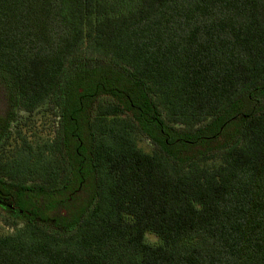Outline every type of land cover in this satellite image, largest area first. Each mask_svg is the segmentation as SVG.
I'll use <instances>...</instances> for the list:
<instances>
[{
  "label": "trees",
  "instance_id": "obj_1",
  "mask_svg": "<svg viewBox=\"0 0 264 264\" xmlns=\"http://www.w3.org/2000/svg\"><path fill=\"white\" fill-rule=\"evenodd\" d=\"M0 104V264H264V0H0Z\"/></svg>",
  "mask_w": 264,
  "mask_h": 264
},
{
  "label": "rangeland",
  "instance_id": "obj_2",
  "mask_svg": "<svg viewBox=\"0 0 264 264\" xmlns=\"http://www.w3.org/2000/svg\"><path fill=\"white\" fill-rule=\"evenodd\" d=\"M55 117L54 109L46 110L45 108H39L32 114L23 111L18 119L19 128L21 129L20 139H22V137H27L29 141L34 142L51 138L55 134L57 128V119ZM17 131L19 133V130ZM139 145L147 152H151L153 149L152 143L145 138L139 141ZM13 149L14 147L10 145L7 148V153L12 154L14 151ZM12 230L13 229L4 222L3 215L0 213V231L11 232ZM149 240L153 243L159 241L158 237L155 235H149Z\"/></svg>",
  "mask_w": 264,
  "mask_h": 264
},
{
  "label": "flooded vegetation",
  "instance_id": "obj_3",
  "mask_svg": "<svg viewBox=\"0 0 264 264\" xmlns=\"http://www.w3.org/2000/svg\"><path fill=\"white\" fill-rule=\"evenodd\" d=\"M24 111V110H23ZM23 111H21L20 112V114L23 112ZM5 106L4 105H2V104H0V115L1 114H5ZM25 112H28V111H25ZM28 113H30V112H28ZM20 114H19V116L16 118V120H13L12 122H11V124H10V131L12 132V138L10 139V144H8L7 145V148L10 146V145H12L13 147L15 146L14 144H15V139H20V133H21V129L19 128V117H20ZM30 114H32V113H30ZM16 124V125H15ZM57 126H58V121H57ZM15 127V128H14ZM17 130H19V133H18V131ZM19 134V135H18ZM7 148H6V150H7ZM7 152V151H6Z\"/></svg>",
  "mask_w": 264,
  "mask_h": 264
}]
</instances>
